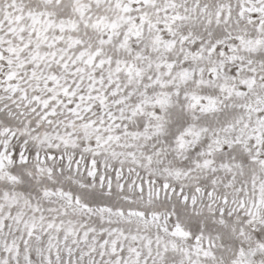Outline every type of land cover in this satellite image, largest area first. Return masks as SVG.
Returning <instances> with one entry per match:
<instances>
[{"label":"snow or ice","instance_id":"1","mask_svg":"<svg viewBox=\"0 0 264 264\" xmlns=\"http://www.w3.org/2000/svg\"><path fill=\"white\" fill-rule=\"evenodd\" d=\"M0 264H264V0H0Z\"/></svg>","mask_w":264,"mask_h":264}]
</instances>
